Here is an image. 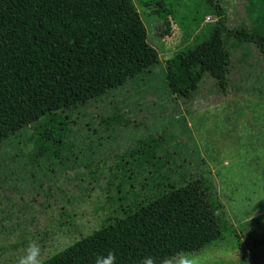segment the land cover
<instances>
[{
    "label": "trees",
    "instance_id": "1",
    "mask_svg": "<svg viewBox=\"0 0 264 264\" xmlns=\"http://www.w3.org/2000/svg\"><path fill=\"white\" fill-rule=\"evenodd\" d=\"M171 1L164 0L161 9L155 5L159 0L138 3L143 9L152 5L151 15L164 20L167 32ZM249 2L250 24L231 26L223 8L206 0V11L191 19L182 47L165 61L161 84L167 93L188 101L206 77L225 88L234 49L253 45L264 58V0ZM211 12L217 19L199 39L200 23ZM158 58L133 0H0V146L13 140L12 146H25L21 138L33 128L32 159L60 160L74 147L68 112L81 115L85 106L148 74ZM102 122L105 132L117 130L119 122L133 124L119 106ZM100 132L93 129L86 142L97 144ZM127 153L138 158L142 179L123 176L97 228L80 232L39 264H103L109 253L112 264H165L224 237L238 238L208 170L165 171L164 162L154 166L159 160L151 150L141 148L135 158Z\"/></svg>",
    "mask_w": 264,
    "mask_h": 264
},
{
    "label": "rangeland",
    "instance_id": "2",
    "mask_svg": "<svg viewBox=\"0 0 264 264\" xmlns=\"http://www.w3.org/2000/svg\"><path fill=\"white\" fill-rule=\"evenodd\" d=\"M133 1L160 66L85 106L81 115L68 112L74 147L60 160L32 159L33 128L21 138L25 146H12L14 140L0 146V264H19L30 244L39 247L40 261L76 240L80 232L97 228L111 209L122 177L131 173L135 180L142 179L138 158L127 153L135 158L141 148L154 153L153 160H159L154 166L164 162L165 171L208 170L220 204L237 229L238 238L224 237L165 264H243V258L247 264H264V58L253 45L232 50L230 83L219 88L206 77L184 101L167 93L162 71L182 47L185 32L191 31V19L206 11V0H169V32L163 19L151 15L152 5L143 9ZM163 2L156 7L161 9ZM214 2L223 8L229 25L250 24L249 0ZM216 19L215 13L205 15L199 39ZM115 106L133 124L119 122L117 130L105 132L102 119L112 115ZM93 129L103 133L97 144L85 139ZM146 190L140 188L139 193Z\"/></svg>",
    "mask_w": 264,
    "mask_h": 264
},
{
    "label": "clouds",
    "instance_id": "3",
    "mask_svg": "<svg viewBox=\"0 0 264 264\" xmlns=\"http://www.w3.org/2000/svg\"><path fill=\"white\" fill-rule=\"evenodd\" d=\"M39 254V247L35 244H30L25 250V255L20 258L19 264H39V261L37 260ZM113 259L111 253H109V255L104 258L103 264H112ZM145 264H150V261H146ZM181 264H189V262L181 261Z\"/></svg>",
    "mask_w": 264,
    "mask_h": 264
}]
</instances>
